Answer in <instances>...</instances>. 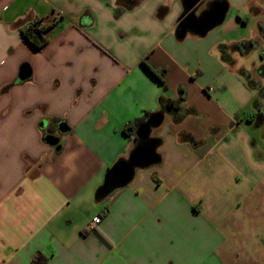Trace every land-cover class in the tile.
<instances>
[{"label":"crops","instance_id":"0c3cea01","mask_svg":"<svg viewBox=\"0 0 264 264\" xmlns=\"http://www.w3.org/2000/svg\"><path fill=\"white\" fill-rule=\"evenodd\" d=\"M190 1L200 15L215 0ZM184 8L0 0V264L37 254L46 264H264V148L251 132L264 109L234 48L264 40V20L243 30L264 0H228L220 24L179 38ZM36 21L48 30L41 50L21 32ZM161 97L174 107L148 135L160 139L159 162L98 201L136 148L126 124L161 111Z\"/></svg>","mask_w":264,"mask_h":264},{"label":"water","instance_id":"95a60500","mask_svg":"<svg viewBox=\"0 0 264 264\" xmlns=\"http://www.w3.org/2000/svg\"><path fill=\"white\" fill-rule=\"evenodd\" d=\"M196 2H189V14L186 23L180 28V36L184 37L188 32H194L199 35L206 34L209 30L220 24L225 17L227 5L217 2L212 8L197 15L193 10ZM31 74L29 65L24 64L19 74L20 79L24 80ZM172 107H174L172 105ZM164 113H158L154 117V122L159 124L163 120ZM151 127L141 126L137 131V137H146L149 135ZM49 142L55 144L59 141L54 136L49 137ZM159 162L157 154L156 141L138 145L133 151L128 162L122 163L109 170L105 182L97 189L96 199L101 201L108 197L114 190L124 186L133 176L137 167H145Z\"/></svg>","mask_w":264,"mask_h":264},{"label":"trees","instance_id":"16d2710c","mask_svg":"<svg viewBox=\"0 0 264 264\" xmlns=\"http://www.w3.org/2000/svg\"><path fill=\"white\" fill-rule=\"evenodd\" d=\"M217 2H221L225 5L228 4V0H215L211 3V5H214ZM135 2H133L134 4ZM185 3V8H184V12L182 13V15L180 16L179 20H178V25H177V34L179 36V38H182V36H180V28L183 27L186 23L187 20V16L189 14V4H188V0H184ZM47 28H44L40 25L39 21L33 22L25 27H22L21 32L23 33V35L25 36L26 40L29 42V44L37 50H41L43 49L47 43H48V37H47ZM261 32L264 36V26L261 27ZM257 42L256 41H247V42H243L239 45H236L234 48L238 51H241V53L247 55L253 48H255L257 46ZM223 58H225L227 60V62L229 63H233L234 59L233 57L228 53V51H223ZM148 70L155 76L157 77L161 82H164V77H165V70H162L161 72H157L155 70H153L150 66L146 65ZM242 73L245 74V76L247 77V84L250 87H253L255 89H259V90H263L264 87L262 85V83L256 79H254L253 74L257 73V74H261L264 75V69L262 70H256L254 72H250L247 71L246 69H241ZM8 86H6L5 88H8ZM160 103H161V107L162 110L159 112H153V111H145L144 114L140 117L135 118L134 120L130 121L128 124H126L125 128H124V132L129 135V136H135V134H137L138 129L141 126H155L157 125V123L154 122V117L158 114V113H163L164 110H166L167 108L172 107V104L167 102V100L164 97H161L160 99ZM262 116V115H261ZM262 121L259 120L258 122L260 123ZM146 139L149 140H154L156 141V143L160 142V139H150L148 136L146 137H138L136 139V147L140 144H142ZM158 157L160 159V155L159 153ZM130 159V158H129ZM129 159H125L122 158L120 159L117 164L114 166H118L122 163L128 162ZM35 264H46L47 258L42 255V254H37L34 259H33Z\"/></svg>","mask_w":264,"mask_h":264},{"label":"rangeland","instance_id":"374dc122","mask_svg":"<svg viewBox=\"0 0 264 264\" xmlns=\"http://www.w3.org/2000/svg\"><path fill=\"white\" fill-rule=\"evenodd\" d=\"M232 11H234L233 8L231 12ZM243 16L248 20L247 25L243 27V30L246 31L257 28L258 22L264 20L263 15H255L254 13H249V14L246 13V15ZM236 54L238 56L239 66H244L247 71L254 72L257 69L258 70L264 69V40H262L261 43H258L257 46L253 48L247 55L241 53V51H237ZM241 69H240V73L247 81L248 79L245 76V74L242 73ZM257 76L258 78L261 79L262 81L261 83L264 87V75L257 74ZM257 93H258L257 99H259V102L262 104L261 109H264V89L263 90L257 89ZM257 125L258 123L256 120L253 126H251L253 139L256 140L264 148V125L261 126H257Z\"/></svg>","mask_w":264,"mask_h":264},{"label":"built area","instance_id":"2783aa9c","mask_svg":"<svg viewBox=\"0 0 264 264\" xmlns=\"http://www.w3.org/2000/svg\"><path fill=\"white\" fill-rule=\"evenodd\" d=\"M102 216L103 215H96L95 217H93L92 221L87 226V230H94L102 221Z\"/></svg>","mask_w":264,"mask_h":264},{"label":"flooded vegetation","instance_id":"af4514ba","mask_svg":"<svg viewBox=\"0 0 264 264\" xmlns=\"http://www.w3.org/2000/svg\"><path fill=\"white\" fill-rule=\"evenodd\" d=\"M197 8H198V4L194 7L193 10L196 12ZM205 10H206V9H205ZM203 11H204V10H203ZM263 116H264V115L261 116V114L258 113V114L255 115V119H256L257 121H259V120L262 119ZM143 138H144V137H143ZM152 141H153V140L146 139L142 144H144V143H151Z\"/></svg>","mask_w":264,"mask_h":264}]
</instances>
